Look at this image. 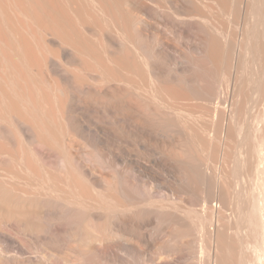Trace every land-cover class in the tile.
Returning a JSON list of instances; mask_svg holds the SVG:
<instances>
[{"label": "bare ground", "instance_id": "6f19581e", "mask_svg": "<svg viewBox=\"0 0 264 264\" xmlns=\"http://www.w3.org/2000/svg\"><path fill=\"white\" fill-rule=\"evenodd\" d=\"M0 264H264V0H0Z\"/></svg>", "mask_w": 264, "mask_h": 264}]
</instances>
